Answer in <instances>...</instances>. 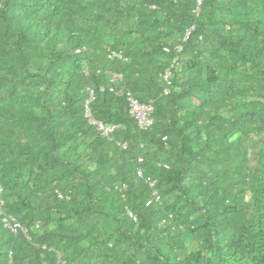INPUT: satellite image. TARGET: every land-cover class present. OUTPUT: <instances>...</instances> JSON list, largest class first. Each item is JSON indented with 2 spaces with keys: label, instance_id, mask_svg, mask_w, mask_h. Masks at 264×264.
Masks as SVG:
<instances>
[{
  "label": "trees",
  "instance_id": "obj_1",
  "mask_svg": "<svg viewBox=\"0 0 264 264\" xmlns=\"http://www.w3.org/2000/svg\"><path fill=\"white\" fill-rule=\"evenodd\" d=\"M196 2L0 0V264H264V0Z\"/></svg>",
  "mask_w": 264,
  "mask_h": 264
},
{
  "label": "built area",
  "instance_id": "obj_2",
  "mask_svg": "<svg viewBox=\"0 0 264 264\" xmlns=\"http://www.w3.org/2000/svg\"><path fill=\"white\" fill-rule=\"evenodd\" d=\"M201 0H197L196 2V8H195V11L197 12L198 11V5L200 4ZM188 32L189 30H187L185 32V35H184V38L187 37L188 35ZM177 48V50H180L181 49V45L178 44L175 46ZM164 50L168 51V47L167 46H164L163 48ZM169 76H170V69L168 68L166 70V72L163 74V77L164 79H166V81L169 83ZM120 75L119 74H114L113 75V78H119ZM110 89H112L110 87ZM165 91L168 90V88L166 87L164 89ZM91 94H90V97L86 100L85 102V107H86V110H85V114L88 116V120L95 124L96 128L101 132L102 135L104 136H107L109 137L110 136V133L114 130L115 128V125H111V124H107V123H104L102 121H99V120H96L94 118H92V116L90 115V112H89V108H88V101L89 99L91 98ZM126 99H127V102H128V109H129V113L134 116V118L136 119V122L137 124L142 127V128H145L147 126H149L152 121H153V118H152V115H151V111H152V105L150 103H144V102H140L133 94L130 90H127L126 91ZM125 146V144H124ZM137 173L140 177H142V171L141 169L138 168L137 170ZM150 186H154V180L150 181L149 182ZM152 195L154 197L155 200H158V193H157V189L156 188H153L152 189ZM151 200L149 199L147 201V203H149ZM130 215H132L131 212H129ZM4 224L11 230V231H16V229L18 227H20L19 223L14 220L13 217H9V220L4 218Z\"/></svg>",
  "mask_w": 264,
  "mask_h": 264
}]
</instances>
